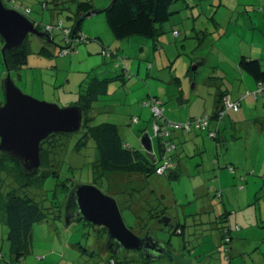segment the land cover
<instances>
[{
	"label": "rangeland",
	"instance_id": "374dc122",
	"mask_svg": "<svg viewBox=\"0 0 264 264\" xmlns=\"http://www.w3.org/2000/svg\"><path fill=\"white\" fill-rule=\"evenodd\" d=\"M13 1L26 7L31 19L43 25L60 23L67 28L73 25L65 11L53 13L50 10V0ZM93 3L103 10L109 0H94ZM171 10L174 13L167 23L161 25L156 44L141 37L115 41L104 13L84 18L80 32L89 39L74 41V50L66 55L69 63L64 62L66 56H60L64 57L61 59L54 54L65 44L56 33L50 47L51 56H29L27 68L19 72L21 78L14 73L11 78L23 94L65 108L77 100L80 83L87 78V72L94 75L104 69L108 77L118 78L123 70L125 78L108 83L107 95L94 103L92 123L116 125L122 143L143 155L141 137L147 134L157 159L161 149L153 131L154 118L150 107L143 105L148 101L146 86L158 93L155 95L163 105L165 115L175 107L202 111L205 102L214 99L215 85L210 84H213L214 77H220L221 72L227 81L226 85H221L222 90L237 97L243 93L238 92L239 83L235 81L239 79L235 73L239 49L245 42L251 44L253 40L258 42L264 38V0H180L172 5ZM33 47L38 49L37 40ZM102 49L111 52L112 56L103 55ZM69 59H72L71 63ZM116 64L118 69H114ZM261 64L264 68V61ZM178 88H182L185 94L181 103L174 97ZM251 91L245 94L247 100L238 113L230 110L231 113L223 118L218 142L197 131L198 136L187 141V151L179 155L181 169L177 179L162 175L152 176L143 183L130 181L109 185L111 191L118 193L111 194V197L116 200L126 227L138 236L141 233L135 228L136 210L127 206L128 201L134 195L146 194L143 197L147 196L152 203L159 197L161 204L169 205L165 217L170 223H150L149 228L154 239L165 245L168 251L174 250L170 252L172 259L145 263L137 259L140 258L138 254L129 251L117 255L115 260L119 264H208L205 258L198 256L201 253L195 246L198 239L193 236L199 233L201 243L213 249L216 247V230L212 229L215 225L210 221L218 213L217 206L229 213L232 224L231 264H264V131L254 123L255 118L264 117V91L257 97L252 95L258 91L257 86ZM137 97L144 100L135 102ZM133 118L136 123H132ZM80 134L54 138L57 145L50 144L47 155L59 177H47L41 190L30 193L44 208L52 211V207L60 206V216L54 218L50 215L48 222L33 225L29 251L19 261L10 252L7 229L0 221V264H109L104 254L106 237L101 239L85 222L73 220L75 212L71 214L72 207L68 205L69 194L78 185H93L110 196L104 186L108 174L98 177V185L95 182L99 170L93 166L98 159L93 142L87 140L74 149ZM175 163L173 157V166ZM112 179L114 184L117 179ZM67 186L70 188L68 192ZM215 189L221 191L220 197L214 196ZM134 190L140 192L135 194ZM120 202L125 203L121 206ZM147 204L138 211L139 219L148 216V212H144ZM177 225L184 227V236L174 234ZM184 242H188L191 253L183 249ZM212 253L210 264L215 261L227 264L218 250ZM125 259L129 263H122Z\"/></svg>",
	"mask_w": 264,
	"mask_h": 264
},
{
	"label": "trees",
	"instance_id": "16d2710c",
	"mask_svg": "<svg viewBox=\"0 0 264 264\" xmlns=\"http://www.w3.org/2000/svg\"><path fill=\"white\" fill-rule=\"evenodd\" d=\"M93 1L94 0H50L49 3L52 6L50 10L53 13L65 11L66 13H68L67 17L73 21V25L70 28L63 27L60 23L51 24V26H53L54 28H59V30L53 29L51 35L54 37L55 34L58 33L61 36L62 41L64 42V34L61 32L62 30H70V34L73 35L74 38L78 34H80L81 37H83L82 40L87 41L89 38L84 36L80 32L81 21L85 18L88 12H92V15H96V12H98L99 14H105L106 24L115 41H121L131 37H141L152 40L154 44H156L158 36L161 34V25L167 23L170 20V17L174 13L171 10V7L180 0H109L107 7L103 10L95 7ZM2 2L3 5H6L8 7L18 8V10L21 11L24 16L30 17V11L21 4H17L13 0H2ZM97 40L99 39L97 38ZM72 46V48L74 49V45ZM65 47H67L65 46V44L63 47H59L58 52ZM101 51L103 53V51L106 50L102 49ZM41 52L44 53V51ZM31 53L32 52L26 48L22 49V51H19V53L14 56L12 60L8 61L10 69L13 71H17L19 69L17 67L18 65L26 66L27 57ZM111 56L112 53L110 52L108 57ZM238 68L240 69V71L248 74L256 82L257 89L259 88V86H263L261 90L258 89V91L254 92L252 95L254 97H257L258 94H262V92L264 91V68L261 62L257 59H248L246 57H241L238 61ZM123 73L124 72L122 70V76L119 77H123ZM116 79L117 78H105L103 80L91 79L85 84H80L78 98L72 104L74 106H78L82 110V125L78 132L81 134L79 136L78 143L74 145V149H78V147L83 142H87V140H91L93 142L94 147L98 153V159L93 163V166L94 168H98L99 170L95 182L97 181L98 177H104L108 174L109 177L105 179L106 185L104 186H107V190L110 192L107 194H109L110 196H112L111 194L113 193H118L115 191H111L109 185L116 186L123 182L130 181V183H143L144 180H147L152 176H162L156 173V170L161 165V158L155 159L152 155L154 160L151 161L145 155L126 147L125 144L122 143V140L119 136L118 127L116 125L110 123H101L94 125L92 123L94 116L91 115V112L95 109L94 103L97 102L101 97L107 95V84L116 81ZM216 88L217 89L215 90L214 95L215 108L213 114L211 116L208 115L210 116V118L215 119V121L212 120L210 124V128L212 130H214L215 128L218 129V124L227 115L225 114L221 120H217V114L222 107V99L228 98L230 100V98L227 96L226 90H221L220 86H217ZM236 102L239 103V101ZM239 108L240 103L236 112L239 111ZM193 118L196 117H192L189 120ZM254 123L258 124L260 129L264 131V118H255ZM192 132L194 133L196 131ZM199 133L204 134L202 132ZM65 135L70 134H52L49 138L48 146H50V144L56 146L57 143L54 138H61ZM218 139L219 132L217 133V136L211 140L218 142ZM50 140H54V143H51ZM58 146L62 145L59 144ZM47 153L48 149L45 151L43 150L40 153L41 171L30 176H27L22 172L19 165L14 159L4 154H0V221L7 229L6 239L9 242L10 252L12 255H14V258L17 261L22 259L29 251L32 240L33 225L42 222H48L51 218L50 215H52V217L54 218L60 216V206L52 207L54 208V210L51 211L47 208L42 207L38 202L35 201V199L30 196V193L32 191H39L42 189L43 182L47 177H59L58 170L53 167V162L48 159ZM159 156L161 155L159 154ZM174 156L175 155L172 151V153H170V157L172 158V160ZM175 164L176 165L174 169H169L163 175H168V177L170 178L177 179L180 173V166L177 163ZM50 167L53 168L49 169ZM112 177H115L117 179L114 184L112 181ZM117 177L120 179H118ZM100 180H102V178ZM102 186L103 185L99 187ZM69 189V186H67L66 192H68ZM140 190H134V193L137 194L140 192ZM213 193L215 197L221 196L220 190H214ZM144 195L137 197H135L134 195L128 201L127 205L129 208H135L136 210L135 216H137V223L135 228L140 233L145 232V230L147 229L150 230V223L153 224L162 222V218L167 215L166 211L167 208H169V205L161 204L159 197L155 198L152 203V201L148 200L147 196L143 197ZM120 203L122 206L125 202ZM144 204H147V207L144 208V212H148V216L139 219L137 214L138 211L143 209ZM217 208L216 212L218 213L216 214V217L213 218V221H210V223L215 225V227L212 229L216 230L215 232L218 246L207 252L203 250L202 254L210 257L213 254L212 252L218 250L221 253V256L224 257L225 262L229 264L231 262L230 259L232 240L230 234L231 228L228 218L229 213L222 208L221 212H223L220 213L219 211H217ZM196 214H199V212H197ZM86 224L90 226L88 223ZM178 231H180L181 236H184V227H180L179 225L175 226L174 234H176ZM105 235L106 230L104 228H101L99 230L98 237L103 238ZM194 235L195 237L193 236V239H198L195 246L198 248H202L203 243H199L201 242L202 237H199V233H195ZM139 236L141 235L139 234ZM187 243L188 242H184L183 249H188L187 251L191 253L190 249L187 247ZM84 251L87 252V250ZM170 251L173 252L174 250ZM104 254L106 255V262L108 261L109 264H119L115 260V258H117V255H112L106 251ZM205 256H203L202 258H205ZM137 259H140L145 263H149V261L143 260L141 257ZM126 260L127 259H125V261H123L122 263H129ZM194 264H198V262H195Z\"/></svg>",
	"mask_w": 264,
	"mask_h": 264
},
{
	"label": "water",
	"instance_id": "95a60500",
	"mask_svg": "<svg viewBox=\"0 0 264 264\" xmlns=\"http://www.w3.org/2000/svg\"><path fill=\"white\" fill-rule=\"evenodd\" d=\"M92 14L88 12L85 18ZM28 35L51 43L31 21L19 12L5 8L0 0V37L4 41L2 57L5 52L20 48ZM4 98L5 104L0 108V153L14 159L27 176L36 174L40 168V143L44 139L52 134L78 133L81 128L82 110L78 106L61 108L33 99L14 85L9 73L4 82ZM141 146L144 155L153 161L152 143L147 134L141 137ZM68 202L71 210H76L73 220L85 221L97 235L101 228L106 230V252L118 255L132 251L139 256L145 255L146 261L172 259L171 251L154 239L149 229L138 236L127 228L116 200L97 187L76 186L70 192ZM162 222L168 225L170 220L163 217ZM177 234L180 235V231Z\"/></svg>",
	"mask_w": 264,
	"mask_h": 264
},
{
	"label": "crops",
	"instance_id": "0c3cea01",
	"mask_svg": "<svg viewBox=\"0 0 264 264\" xmlns=\"http://www.w3.org/2000/svg\"><path fill=\"white\" fill-rule=\"evenodd\" d=\"M242 6L248 7L249 5H242ZM217 26H220V25L217 23ZM240 30L243 31V32L245 31L244 29H240ZM262 39H263L262 41H258V42H255L253 40V41H251V44H248V43L245 42L244 45L241 46L240 49H239V56H237V63H238V61H239V59L241 57H246L248 59H257V60H259L262 63L264 61V38H262ZM33 54H36L38 58H40V57H47L48 58V57L51 56L50 55V48H49L48 52H44V53H42L40 50H36V51L32 52L29 56H32ZM54 54H56L57 57H60V56H58V51L54 52ZM29 56L27 58L26 68L28 66ZM60 58L64 59V57L63 58L60 57ZM69 61L71 63L72 59H69ZM64 62L65 63L68 62L67 56L65 57ZM114 69H118V67H116V65H115ZM106 73H107V71H104V69L102 71H99V73L95 72L94 75H91L90 72H87L86 73L87 78L82 83L85 84V81L87 82V80L90 81L91 79L103 80V79L108 77L106 75ZM235 73L237 74V76L239 75V79H237V80L235 79V81H237V83H239L238 84V92L240 93V91L241 92L243 91V93H240L237 97H233V95L229 96L227 90H226V92H227V96L231 100L239 101L240 107H241L242 103H244L245 100H247L246 97H244L245 94H249L250 92H252L251 90H253L254 86H257V84L248 74L240 71L238 66H237V68L235 67ZM99 74H104L105 77H100ZM125 74H126V72L123 73V75H125ZM119 76H122L121 72H120V75H118V77ZM247 77H250V78H247ZM110 78H112V77H108L107 79H110ZM120 78H122L121 80H123V78H125V77L123 76V77H119L117 79L119 80ZM214 78H216V79H214L213 84H210V85L211 86L215 85V90L217 89L216 88L217 86H220V88H221V85H223V84L226 85V83H227L226 75L223 74L222 72L220 73V77H214ZM250 79L252 81H254V84L250 81ZM211 82H212V80L209 81V83H211ZM82 83H80V84H82ZM140 86H141L140 89L142 90L143 86L141 84H140ZM146 88H147L146 98H154V99L160 101L159 98L157 97V95H155V94H158V93L152 92V87L150 88L149 86H146ZM222 89L223 88H221V90ZM255 90H256V87H255ZM143 93H144V91H143ZM174 97H176V99L179 101L178 103H181L184 100L183 98L185 97L184 90L182 88H178L176 90V93H175ZM140 99L144 100L143 97H141V98L137 97L135 99V102H139ZM201 105L204 106V102L203 101L201 102ZM214 108H215V96H214L213 101L211 100V101L205 102V106H204L202 111H187V110L181 109V107H178V108L175 107V108L170 109V112H169L170 116H169V114L165 115V109H163V115L165 116V118H167V119H169L171 121L184 122V121L189 120L192 117H197V116H202V115H210L211 116L213 114ZM239 111H240V109H239ZM171 112H174V113H171ZM238 112H236V113H238ZM229 113H231V112H229ZM242 118H243V115H242ZM261 118H264V117H261ZM221 126H222V121H220V123L218 124V132H219V139L218 140L221 139V129L223 127V126L222 127ZM197 134H199V133H196V132H194V133L193 132L192 133H185V132H181V131H174V132L171 133V139H172L173 144L175 145V149L173 151V154L175 152L174 161L177 164H179V166H180V163H178V161L180 159L179 155L181 153H183L184 151H187V147H186L187 141H189L191 139V137H197L198 136ZM125 146L128 147L127 144H125ZM217 211L220 212L221 209L218 207ZM228 218H229V225H230V228H231L232 224L230 223V216ZM231 242H232V240H231ZM199 243H201V242H199ZM216 246H218V241L217 240H216ZM199 249H200L201 253L198 254V256L199 257H203V256H205V255L202 254L203 250L205 252H207V251H210L211 249H213V247H210L209 245H204L203 244L202 248H199ZM232 250H233V248H232V244H231V253H232ZM231 257H232V255H231ZM205 261L208 264H210L209 257L205 256ZM215 264H218V262L215 261ZM229 264H231V262Z\"/></svg>",
	"mask_w": 264,
	"mask_h": 264
},
{
	"label": "built area",
	"instance_id": "2783aa9c",
	"mask_svg": "<svg viewBox=\"0 0 264 264\" xmlns=\"http://www.w3.org/2000/svg\"><path fill=\"white\" fill-rule=\"evenodd\" d=\"M10 8L24 15L23 13H21V11L18 10V8L15 7L14 8L10 7ZM53 29L59 30L58 27L54 28L51 25L43 26V31L49 35L53 32ZM61 33L64 34L63 35L64 43L65 46L67 47L60 50L58 52V55L66 56L69 55L74 50L72 48L74 41L75 40L83 41L82 40L83 37H81V35L78 34L74 38L73 35L70 34V30H62ZM173 34H176V32H173ZM103 54L106 55V57L109 56V53L106 51H103ZM262 88L263 86H259L258 89L261 90ZM221 104L222 107L217 114V120H221L222 117L225 114H227L230 110L237 111L239 106L238 102L236 103L231 102V100H229L228 98H223ZM143 105L150 107L152 117L154 118V123H153L154 135L158 138L159 147L161 149L160 151L161 156H159L158 158H161L162 161H161V165L156 170V173L158 175H163L166 171H168L169 169H174L175 167L173 166L172 158L170 157V153H172V151H174L175 149V145L173 144L171 139L172 132L181 131L185 133H190L192 131H199L204 133L208 138L211 139H214L217 136L218 129L215 128L214 130H212L210 128L211 121L212 120L215 121V119L210 118V116L208 115H202L193 118L191 120H187L186 122H175L165 118V116L163 115L162 104L158 100L154 98H148V101L144 102ZM136 122H137L136 118H133L132 123H136Z\"/></svg>",
	"mask_w": 264,
	"mask_h": 264
},
{
	"label": "flooded vegetation",
	"instance_id": "af4514ba",
	"mask_svg": "<svg viewBox=\"0 0 264 264\" xmlns=\"http://www.w3.org/2000/svg\"><path fill=\"white\" fill-rule=\"evenodd\" d=\"M5 8L7 9H11L10 7L4 5ZM24 16V15H23ZM26 17V16H25ZM29 21H31L33 24H34V27L35 29L38 31V32H41V33H44L45 35H47L48 39L51 40V43L48 44L46 42V40L44 39H39L37 38L36 36H33V35H28L25 37L21 47H20V50L19 48L18 49H15L14 51L12 52H5L4 53V57H2L1 55V49L4 45V41L2 40V38L0 37V63H2V70L0 71V108L5 104V98H4V82L7 80V73H9V76H10V79L12 80L11 78V74L14 73L16 76H19L17 78H21L20 77V70L26 68V66L24 65H18L17 67L19 68L17 71H13L10 69L9 67V63L8 61L9 60H12L14 58V56H16L19 51H22V49L26 48L28 49L29 51L31 52H34L36 50H34V47H33V42L35 40L38 41L39 43V47L37 50H40V51H44V52H48L49 48L53 45L52 44V41L54 40V37L50 34H47L43 31V24H40L39 22L31 19L30 17H26ZM54 42V41H53ZM29 56V55H28ZM28 58V57H27ZM27 65V64H26ZM12 82L14 83V81L12 80ZM15 85V83H14ZM16 86V85H15ZM51 135H49L46 139H44L41 143H40V153L44 150H47V147H48V144H49V138H50ZM40 153H39V156H40ZM1 154V153H0ZM40 164H41V160H40ZM69 211V210H68ZM76 212V210H72L71 211V214ZM144 232H142L140 235H142ZM103 239V238H101ZM143 260L146 258L145 255H142L140 256Z\"/></svg>",
	"mask_w": 264,
	"mask_h": 264
}]
</instances>
